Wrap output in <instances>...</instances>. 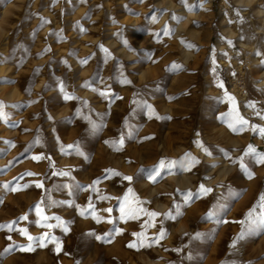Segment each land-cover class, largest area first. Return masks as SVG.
<instances>
[{
  "label": "rangeland",
  "instance_id": "obj_1",
  "mask_svg": "<svg viewBox=\"0 0 264 264\" xmlns=\"http://www.w3.org/2000/svg\"><path fill=\"white\" fill-rule=\"evenodd\" d=\"M249 1L0 0V264H264Z\"/></svg>",
  "mask_w": 264,
  "mask_h": 264
},
{
  "label": "snow or ice",
  "instance_id": "obj_2",
  "mask_svg": "<svg viewBox=\"0 0 264 264\" xmlns=\"http://www.w3.org/2000/svg\"><path fill=\"white\" fill-rule=\"evenodd\" d=\"M153 19H155V18H153ZM125 43H127V42L125 41ZM229 43H230V42H229ZM105 51H106V50H105ZM257 54L259 55V53H257ZM174 67H175V65H174ZM125 82H128V81H125ZM219 86L223 87L222 84L219 85ZM101 95H105V93H101ZM229 100H232V101L234 102V98H233V97H229ZM248 106H249V107H255L254 104H249ZM226 115H231V113L226 114ZM257 115H259V113H257ZM234 119H235V124H232V123L229 124V127L232 128L233 131H240V130H242V128H243L244 125H247V124H248V121L245 120L243 117L239 116L238 113L236 114V116L234 117ZM237 124L240 125L241 127H240V128H237V127H236ZM256 130H257L256 127H253V131H256ZM259 132H260V135H261V136H264V128L259 129ZM68 147H69V148H72V147H74V146H73V145H69ZM244 154H245L246 156L249 155V154H253V155H255V156L258 157V161H257V162H259V163H264V153H257V152H256V149H255L254 146H252V145H249V146H248V148L245 150V153H244ZM42 158H43V157H34V159H37V160H38V159H42ZM164 163H165V162H164L163 160H161L160 164L157 165L156 168H154V169L152 170V173H153L154 175H153V174H150V178L154 179V176H155V175H159V170H160V168H161L162 166H164ZM172 163H175V162H172ZM244 167H245V165L243 164V158H241V168L243 169ZM106 171L112 172V170H106ZM53 174H54V175H55V174H59V175H68V173H66V172L53 173ZM114 174H115V175H121L120 173H114ZM27 175H34V174H33V173H27ZM123 179H124V180H128V181H131V180H132V177L124 176ZM94 183H96V182H94ZM36 186H37V187H43L42 183H39V182L36 184ZM25 187H26V186H25ZM12 190L15 191V190H17V189H16V188H13ZM201 190H202L203 192L210 191L209 189H205V188L203 187V185H201ZM260 202H261V204H260L261 208L264 209V194L261 195V197H260ZM93 207H94V206H92L91 204L89 205V208H93ZM35 210H36V212H37V215H41V213H42V209H41V207H40V203H37V205L35 206ZM105 211H107V212H111V209H105ZM122 211H123V210H122ZM254 212H255V209H252V210L249 211V213H248L247 215L251 218V217L253 216V213H254ZM82 214H83V213H82ZM150 215L154 217V216H156V215H158V214H157V213H150ZM92 216H93L94 219L97 220V222H100L101 218H100V217H97V216L95 215V212H94V211L92 212ZM20 219H21V220H26V219H27V215L21 217ZM41 219L44 221L43 224H40L41 227H47V228L51 229V228H53V227H55V226H60L59 224H58V225H52V224L47 223V221H48L49 219H54V220L59 221V220H60L59 217H47V216H41ZM259 219H260L261 222H264V215L260 216ZM108 222H109V223H112L111 220H109ZM15 223H16V222L13 221V222H10V224H8V225H0V228H5V227H7L9 230H13V229H12V224H15ZM37 223L39 224V221H38ZM61 223H62V222H61ZM64 230L67 231V228L65 227ZM19 231H20V234L26 236L27 239H28L30 242H38L39 246H41V247L46 246L45 243H44L45 240L57 241V238H56V237H50L48 233H44V234H42V235L39 236V237H33V236H31L30 234H28V232H27L26 229H20ZM116 231L119 232L120 230L117 229ZM134 235H137V236H138V235H140V234H134ZM162 236H163V232L161 233V237H162ZM241 238H242V237H241ZM7 239H8V240H11V237L9 236V237H7ZM96 239H98V240H101V239H103V240H107V235L104 236V237L97 236ZM14 246H15V245H10L9 248H6V249H5V251H10L11 248L14 247ZM133 246H135V245H134V244H129V247H133ZM28 249H32V243H30V244L28 245ZM57 251H59V243H58V241H57Z\"/></svg>",
  "mask_w": 264,
  "mask_h": 264
},
{
  "label": "bare ground",
  "instance_id": "obj_3",
  "mask_svg": "<svg viewBox=\"0 0 264 264\" xmlns=\"http://www.w3.org/2000/svg\"><path fill=\"white\" fill-rule=\"evenodd\" d=\"M252 5H253V2L249 1V7L250 6L252 7ZM177 13H179L178 15H182L183 14V12H178V11H177ZM250 15H251V19L260 20L263 23V27H264V8L254 6L250 10ZM225 23L226 22L223 20L222 24H225ZM228 30H230V29H228ZM255 30H257V29H254V31ZM259 30H258V32H259ZM226 31L223 30L224 33ZM227 32H230V31H227ZM180 34H185L186 36L192 37L191 32L186 29L185 25L176 26V28H175V36L178 37ZM216 49L218 50L219 47H216L214 50H216ZM213 54L214 53L212 52V55ZM257 62L258 61L255 60V63H257ZM227 63H228V66H229V62H226V64ZM250 84H251L250 93H252V98L251 99L259 100V101H261L264 104V72H260L258 74L257 78L252 80V82ZM234 94L236 95L237 93L235 92ZM238 102H239V105L241 107V112L244 113V114H248L249 111H248V108H247L248 102L246 101V95L244 97H242V98H239Z\"/></svg>",
  "mask_w": 264,
  "mask_h": 264
}]
</instances>
